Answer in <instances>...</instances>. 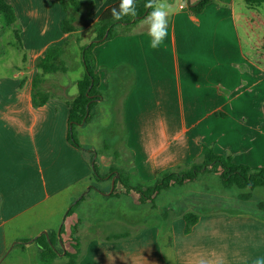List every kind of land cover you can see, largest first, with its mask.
I'll return each mask as SVG.
<instances>
[{
  "label": "crops",
  "instance_id": "0c3cea01",
  "mask_svg": "<svg viewBox=\"0 0 264 264\" xmlns=\"http://www.w3.org/2000/svg\"><path fill=\"white\" fill-rule=\"evenodd\" d=\"M80 1L77 30L64 33L61 1L7 0L16 16L7 28L14 30L22 57L0 75V264L13 249L27 253L36 247L40 256L36 240L41 236L53 237L51 246L63 253L73 252L76 239L83 252L79 264H255L264 259V214L247 210L264 185L245 190L253 194L246 202L237 198L242 191L229 202L214 193L194 194L188 201L196 204L180 206L204 208L192 231L185 234V221L177 217L163 235L159 223H145V213L134 215L140 206L145 209L135 194L117 183V196H111L115 175L97 180L92 166L97 161L101 175L113 168L150 181L194 162L207 146L235 164L264 167V48H258L264 47V36L247 55L239 34L240 23L249 36L255 33L259 17H249L246 9L261 3L210 0L194 13L190 5L201 0L178 5L166 0L168 35L160 47L149 46L145 18L96 45L102 97L90 121L75 126L79 148L69 139L67 101L78 93L83 65L70 83L61 78L69 69L46 75L40 88L51 97L43 105L34 106L32 93L37 60L65 43L64 61L70 44L80 48L82 59L90 27L120 0ZM106 109L122 116L130 160L119 151V166L104 158L88 132L106 117ZM222 201L237 209L221 207ZM260 203L256 207L264 213ZM125 232L131 237L106 239Z\"/></svg>",
  "mask_w": 264,
  "mask_h": 264
},
{
  "label": "trees",
  "instance_id": "16d2710c",
  "mask_svg": "<svg viewBox=\"0 0 264 264\" xmlns=\"http://www.w3.org/2000/svg\"><path fill=\"white\" fill-rule=\"evenodd\" d=\"M59 1H61L65 11V17L61 24L63 32H75L77 30L75 23L80 13L81 1ZM246 1L247 3L264 4V0ZM209 2L210 0H201L197 4L190 5V9L194 13H199ZM119 3L120 1L104 10L98 21L90 27L88 42L81 46V60L84 69L83 76L77 82V95L73 99L67 101L69 107V139L74 146L79 148H81V146L77 143L74 136L75 126L90 121L96 103L102 97V92L99 90L100 76L97 71L96 59L93 53L94 47L120 34L127 33L132 26L136 25L141 19H144L151 11L150 8L145 7L148 0H136L137 14L135 17L125 16L121 21H114L111 15V9L113 7H118ZM0 17L6 27H11L16 22L14 10L12 6L8 4L7 0H0ZM107 31V37L104 39ZM66 45L67 43L63 46L49 48L45 55L37 60L36 68L38 72L33 81L32 93L34 106L43 105L51 97L50 93L43 92L40 88L44 82V77L59 72H67L68 67L62 58ZM92 166L93 177L97 180L104 179L107 176L111 179L116 173L119 175L111 196H117L116 184L119 183L126 194H135L139 203L150 205L156 210L157 212L153 216V219L159 223V228L163 235L170 232V224L177 217H182L184 219V233L189 234L198 223L200 215L204 213V208L198 211H188L183 207L175 209L171 206H164L157 209L156 198L164 192L171 191L174 187H182L188 183H193L202 177L203 174H214L219 177L223 189H237L238 191H242L237 195V198L240 201L246 202L253 198V194L251 192L252 190H249V192H245V190L249 188L253 189L256 185H264V167L252 168L243 164H235L232 162L230 156L215 154L207 146H203L201 155L194 162L168 169L151 181L139 178L133 180L129 173L114 170L113 168L105 175H101L99 173V168H97V161H94ZM83 199L84 197L80 201ZM76 205L69 210L67 216L73 212ZM259 207H264V204L260 203ZM130 237L131 234L125 232L106 239L120 241ZM72 239L75 241L73 245L74 251L65 252V264H79L83 255L78 243H76V239ZM53 241V237H50L48 240L46 236H41L36 240L40 246V259L43 264H56L55 260L61 253V251H57L51 246Z\"/></svg>",
  "mask_w": 264,
  "mask_h": 264
},
{
  "label": "rangeland",
  "instance_id": "374dc122",
  "mask_svg": "<svg viewBox=\"0 0 264 264\" xmlns=\"http://www.w3.org/2000/svg\"><path fill=\"white\" fill-rule=\"evenodd\" d=\"M179 1L180 0H176L175 5H178ZM239 10H241V7L239 8ZM246 10L247 15H249V17H252L254 15H257V17H259V21L257 22L259 26L258 28H256L254 34L251 32L250 36L247 33V29L243 27V24H239V34L242 39L244 51L247 55H250L252 51L251 47H257L256 44L259 41L258 38L264 36V4L261 3L260 5H255L254 9L251 8ZM15 43L16 37L14 36V30L12 28L4 27L2 19L0 18V75L7 74L9 72L10 66L18 65L21 63L22 52L18 49ZM258 48L262 51L264 47H261L259 45ZM64 58L69 70L68 73L61 78L66 83H70L78 79L79 71L82 69L80 48L78 49L73 44H70L68 46V53L66 56H64ZM106 110V117L101 118L98 123L95 122L93 127L88 132H90L92 136L95 135L96 143L94 144V146L100 153L106 155V157L104 158H110L111 162L114 163L115 166H119L118 162L120 161V158H118L116 155L119 151L123 152L125 156L123 160H130V158L128 157L127 150L125 149L124 151L125 133L124 125L122 123V116L121 113H119L118 111L109 112V109ZM74 132V136L78 141L80 138L77 135L76 128ZM84 144H86L89 148H94L92 144ZM124 164L120 162V166H123ZM129 174L133 180L136 179L135 174ZM113 178H115V176ZM238 192L239 191L237 189H223L218 176L209 173L203 174L202 177H200L197 181L193 183H188L182 187H174L171 191L164 192L159 195L156 198V203L158 207L157 209L162 208L164 206H171L175 209H178L183 204V202L189 203V205L196 204L195 201H188L190 196H195L194 194H198V197H210L214 193L215 195H213L215 198L217 197L216 195H219L224 197V199L228 201V199L234 198L238 194ZM255 194L256 197L254 198V200H252V202L249 203L251 204V207L247 208V210L253 213L264 214L256 207L258 202L264 203V191H256ZM228 202L226 203L222 201L218 205L225 209H228L229 211H235L237 209V206L229 204ZM123 207L126 208V206ZM193 209L198 208L194 207ZM212 209L215 210L216 207H212L210 210ZM156 212L157 211L154 210L150 205H145V209H143V207L141 208L140 206V209H138L137 212L135 211L134 215L142 217L145 213V223H152L154 221L153 216L156 214ZM69 250L74 251L73 245L70 246ZM4 257L7 258L1 264H43L40 259L39 253L36 250V247H32V249H30L27 253H22L20 249H13L11 252L6 253ZM65 262V253L61 251L57 259L55 260V263L65 264Z\"/></svg>",
  "mask_w": 264,
  "mask_h": 264
},
{
  "label": "clouds",
  "instance_id": "9594fccd",
  "mask_svg": "<svg viewBox=\"0 0 264 264\" xmlns=\"http://www.w3.org/2000/svg\"><path fill=\"white\" fill-rule=\"evenodd\" d=\"M145 7L151 9L144 19V23L148 26V34L151 37L149 46L156 49L163 44L168 35V4L166 0H148ZM136 14V0H120L118 7L111 9L114 21H121L125 16L135 17ZM255 264H264V259H257Z\"/></svg>",
  "mask_w": 264,
  "mask_h": 264
},
{
  "label": "water",
  "instance_id": "95a60500",
  "mask_svg": "<svg viewBox=\"0 0 264 264\" xmlns=\"http://www.w3.org/2000/svg\"><path fill=\"white\" fill-rule=\"evenodd\" d=\"M107 33H108V31L106 32V34L104 36V39L107 37ZM90 43H92V42H90ZM118 177H119V175L115 174V178L112 179V190H113V187H114L115 179L118 178Z\"/></svg>",
  "mask_w": 264,
  "mask_h": 264
}]
</instances>
